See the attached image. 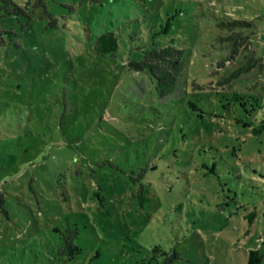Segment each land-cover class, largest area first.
Returning <instances> with one entry per match:
<instances>
[{"label": "rangeland", "instance_id": "1", "mask_svg": "<svg viewBox=\"0 0 264 264\" xmlns=\"http://www.w3.org/2000/svg\"><path fill=\"white\" fill-rule=\"evenodd\" d=\"M17 1L29 14L0 17L15 31L0 44V264H264V131L247 126L264 120V68L219 84L264 58V0H46L55 24ZM222 17L260 32L235 58ZM107 31L115 56L93 50ZM169 44L187 69L161 97L127 64ZM68 227L81 252L63 260Z\"/></svg>", "mask_w": 264, "mask_h": 264}, {"label": "trees", "instance_id": "2", "mask_svg": "<svg viewBox=\"0 0 264 264\" xmlns=\"http://www.w3.org/2000/svg\"><path fill=\"white\" fill-rule=\"evenodd\" d=\"M64 5L74 9L73 4L63 2ZM34 7L42 8L44 16L51 18L50 24H55L56 18L51 10L48 9L46 0H34ZM0 17L5 16H19L20 14H29L26 7H24L17 0H0ZM218 25L222 30H226L225 35L220 38L232 50V58L240 54L242 50L252 44L255 34L258 32V27L254 21L239 18L222 17L218 20ZM248 30V33L246 32ZM13 34L14 30L0 29V44L4 41L2 33ZM120 44L118 34L115 31H107L97 36L94 44V52L100 56H115L118 53ZM223 61L220 62L222 64ZM129 69L138 72L148 73L155 84V89L159 96L165 97L174 93L177 90L180 77L187 69V58L185 49L173 44L165 46H155L152 49H146L143 55L138 59L130 60L127 64ZM256 67L264 68V58L258 57L254 53L247 57L245 62L238 68L234 69L230 74L223 77L219 84L222 87L231 85L236 79L245 73L250 72ZM247 126L258 135L264 131V120L258 121L256 124L248 121ZM150 168L142 167L138 174H132L131 178L140 184L139 196L142 205L151 199V187L153 181L149 175ZM254 216L255 213H252ZM253 222V219H250ZM61 232V244L59 245V254L62 255L63 260H71L76 258L81 252V248L76 242L79 237L78 227H68ZM174 257H178V253L174 256L168 257L166 264H168ZM262 258L254 254L252 260L254 263L259 262Z\"/></svg>", "mask_w": 264, "mask_h": 264}, {"label": "water", "instance_id": "3", "mask_svg": "<svg viewBox=\"0 0 264 264\" xmlns=\"http://www.w3.org/2000/svg\"><path fill=\"white\" fill-rule=\"evenodd\" d=\"M262 36L264 37V34Z\"/></svg>", "mask_w": 264, "mask_h": 264}]
</instances>
